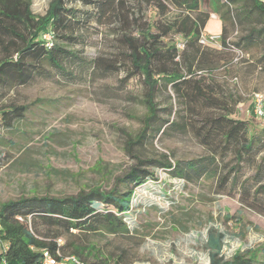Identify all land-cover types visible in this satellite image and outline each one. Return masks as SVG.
Returning a JSON list of instances; mask_svg holds the SVG:
<instances>
[{
    "label": "trees",
    "instance_id": "obj_1",
    "mask_svg": "<svg viewBox=\"0 0 264 264\" xmlns=\"http://www.w3.org/2000/svg\"><path fill=\"white\" fill-rule=\"evenodd\" d=\"M213 1V10L222 22L220 47L200 43L210 17L201 0H48L42 14L32 11L31 0H0V124L12 126L24 118L27 109L13 101L3 103L7 91L50 78L55 72L75 79L85 69L125 71L129 78L137 76L143 83L145 106L140 127L127 142L126 153L135 163L116 176L108 190L96 187L64 196L21 195L0 203L1 262L38 264L43 251L48 250L54 255L57 251L74 254L84 264H97L88 261L84 247L71 240L58 243L62 230L128 234L124 216L136 188L155 179L154 169L187 180L221 172L219 185L225 186L237 175L241 162L254 159L264 147L263 138L247 120L231 116L237 100L212 76L217 66L234 57L236 49L247 52L264 44V1ZM148 7L154 12L152 19L145 16ZM104 18L112 21L118 45L109 57L87 59L76 46H83L82 33ZM235 25L241 34L229 40V29ZM258 62L264 64V51ZM167 85L184 104L183 124L164 118L173 110L157 103L161 87ZM172 126L190 128L207 155L183 163L172 160L169 153L145 156L147 144ZM228 154L235 161L230 166L225 161ZM262 168L264 156L257 171ZM253 185L255 193H264V182L256 180ZM241 188L246 193L249 186L244 182ZM223 238L214 227L208 229L205 247L209 264H264L251 249L225 259Z\"/></svg>",
    "mask_w": 264,
    "mask_h": 264
},
{
    "label": "rangeland",
    "instance_id": "obj_2",
    "mask_svg": "<svg viewBox=\"0 0 264 264\" xmlns=\"http://www.w3.org/2000/svg\"><path fill=\"white\" fill-rule=\"evenodd\" d=\"M201 2L205 9L215 8L213 0ZM47 5L48 0H31L34 13H44ZM145 16H155L151 7ZM220 26V20L211 15L205 31L214 32ZM82 34L85 44L76 50L87 59L109 57L118 45L107 18ZM240 34L235 25L228 39L234 41ZM263 51L264 44L256 45L243 51L245 57L237 62L231 55L212 76L237 100L231 116L247 120L264 140V120L252 110L253 94L264 95V64L258 62ZM143 91L137 76L129 78L125 71L101 68L85 69L75 79L55 72L50 78L7 91L3 103L13 101L27 109L24 118L12 126L0 124V203L21 195L64 196L96 187L108 190L116 176L135 163L126 150L145 111ZM156 100L160 107L173 110L164 118L184 123V104L170 85L161 87ZM132 147L136 153L137 146ZM160 153L183 163L208 152L190 128L172 126L143 151L145 156ZM263 156L264 147L254 159L242 161L237 175L225 186L219 185L221 172L187 180L154 169L155 179L136 188L124 216L128 234L72 229L70 233L62 230L60 239L84 247L88 261L97 264H209L205 242L208 229L214 227L224 234L225 259L251 249L264 261V193H255L252 186L256 180L264 182V169L257 171ZM225 161L229 166L235 163L231 154ZM244 182L249 186L246 193L241 188ZM2 248L0 242V252Z\"/></svg>",
    "mask_w": 264,
    "mask_h": 264
},
{
    "label": "built area",
    "instance_id": "obj_3",
    "mask_svg": "<svg viewBox=\"0 0 264 264\" xmlns=\"http://www.w3.org/2000/svg\"><path fill=\"white\" fill-rule=\"evenodd\" d=\"M45 39H49L48 34H44ZM200 43L220 47V34H202ZM245 57L242 50L236 49L233 61L237 62ZM252 110L256 117L264 120V95L260 92H255L252 97ZM62 243L61 239L57 240ZM3 263V262H2ZM4 264V263H3ZM38 264H84L76 255L65 254L61 255L57 251V255L52 254L48 250H44Z\"/></svg>",
    "mask_w": 264,
    "mask_h": 264
},
{
    "label": "crops",
    "instance_id": "obj_4",
    "mask_svg": "<svg viewBox=\"0 0 264 264\" xmlns=\"http://www.w3.org/2000/svg\"><path fill=\"white\" fill-rule=\"evenodd\" d=\"M208 1H210V0H208ZM202 5H203V4H202V2H201V7H202L203 9H205V7L202 6ZM205 10H209V12H210V16L213 15L214 18L219 19L220 22H221V19L219 18V14H217L213 9L206 8ZM208 20H209V19H208ZM207 24H208V21H207L206 25H207ZM206 25H205V28H206ZM205 28H204V32H205V34H210V33H211V34H213V33L220 34L221 29H222V22H221L220 29H219V30H216V31H214V32H207V31H205Z\"/></svg>",
    "mask_w": 264,
    "mask_h": 264
}]
</instances>
